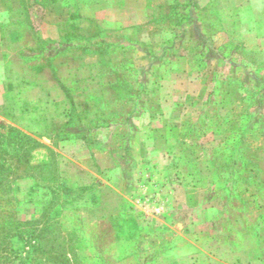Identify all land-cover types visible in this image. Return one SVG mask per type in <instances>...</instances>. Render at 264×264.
<instances>
[{"label":"rangeland","instance_id":"obj_1","mask_svg":"<svg viewBox=\"0 0 264 264\" xmlns=\"http://www.w3.org/2000/svg\"><path fill=\"white\" fill-rule=\"evenodd\" d=\"M17 7L0 0V123L56 153L79 262L217 264L261 212L264 0H47L33 30ZM14 188L39 218L50 193Z\"/></svg>","mask_w":264,"mask_h":264},{"label":"trees","instance_id":"obj_2","mask_svg":"<svg viewBox=\"0 0 264 264\" xmlns=\"http://www.w3.org/2000/svg\"><path fill=\"white\" fill-rule=\"evenodd\" d=\"M17 1L18 17H22L33 30L30 16L41 19L47 0ZM37 40L39 45L56 44L40 38ZM238 157L241 160V156ZM24 180H31L35 186L47 190L50 202L39 218L22 222L15 214L17 201L14 187ZM60 188L54 150L38 138L0 123V264H81L73 250V233L65 229L62 234L52 216ZM252 227L254 229L255 226ZM254 233L257 231L254 230ZM13 240H17L21 247L16 248ZM22 253L24 258L20 257Z\"/></svg>","mask_w":264,"mask_h":264},{"label":"crops","instance_id":"obj_3","mask_svg":"<svg viewBox=\"0 0 264 264\" xmlns=\"http://www.w3.org/2000/svg\"><path fill=\"white\" fill-rule=\"evenodd\" d=\"M8 10L10 9H2L0 10V13L7 12ZM1 28L3 29V27L0 26V32ZM260 176L261 172L259 173V177ZM258 195L261 212L256 217L257 222L252 225H241V227H238L235 225L239 221H234V226L232 227L231 232H229V236L226 237L229 246L222 250V253L218 256L220 259L217 258V264H264V185L259 189ZM252 226H255L256 228L254 227L253 229ZM254 230H256L257 233H254ZM213 238L214 242L220 246L219 243L224 237L223 235H217V237ZM187 244L190 252L200 254L202 247L198 245L195 240ZM171 251L175 252L178 257L184 256V253L180 248L172 249ZM193 253L191 254L193 255ZM182 258L185 259L184 261L187 262L186 264H193L188 256Z\"/></svg>","mask_w":264,"mask_h":264}]
</instances>
